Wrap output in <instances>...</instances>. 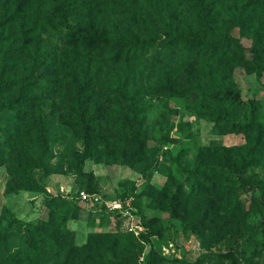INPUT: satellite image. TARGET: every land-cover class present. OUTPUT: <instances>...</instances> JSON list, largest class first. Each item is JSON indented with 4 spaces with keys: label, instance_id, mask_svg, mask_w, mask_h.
I'll use <instances>...</instances> for the list:
<instances>
[{
    "label": "rangeland",
    "instance_id": "rangeland-1",
    "mask_svg": "<svg viewBox=\"0 0 264 264\" xmlns=\"http://www.w3.org/2000/svg\"><path fill=\"white\" fill-rule=\"evenodd\" d=\"M121 1L109 2L113 21L118 16L112 11L119 4L124 5ZM185 2L183 7H178L175 0H138L121 17H133L141 32L124 27L121 34L113 31L109 35L106 46L94 43L88 57V50L79 52L83 58L81 63H89L81 69L89 73L88 78H94L95 73L101 71L103 79L113 85L125 82L127 87L144 89L168 85L173 90L141 97L137 109L144 121L147 158L138 162L129 131L118 130L119 125L112 119L96 125L93 157L80 160L77 153L83 151V142L79 128L62 125L64 118L60 117L70 116L75 107L72 102L75 82L68 62L71 54L69 52L65 62H61L64 40L60 35L54 34L48 39L41 36L38 38L41 43L37 42L36 46L33 37L4 42L0 46V78L6 74L4 70L10 72L17 83V94L18 87L23 85L22 97L26 102L22 106L25 109H21L28 112V120L37 116L43 118V136L47 140L45 167L21 172L17 167L23 166L25 157L35 160L41 156L39 141L32 140L37 135L34 130H28L26 133L31 140L22 143L23 138L17 137L13 148L9 149L10 130L0 123V236L4 235L9 222L17 221L7 233L11 238L9 247L22 248L25 225H38L52 219L71 233L77 246L84 245L91 233L132 238L137 255L129 264H146L151 250L166 260L159 264H191L204 253L208 258L203 264H221L219 256L231 248L237 254L241 250L247 255L252 253V242H244L243 238L210 240L208 233L202 237L195 234L190 221H184L182 212L176 218L169 217L166 211L156 208L158 202L151 194V188L162 189L169 178L183 180V168L194 162L201 147L215 143L234 147L246 142L242 134L217 132L212 122L195 114L193 99L174 97L175 90L190 89L194 83L209 77L210 72L214 76L228 72L244 102V107L236 114L237 120L251 116L249 105L253 103L257 105L258 122L264 124V75L257 77L243 68L230 70L224 61L218 64L216 58L209 60L208 56L214 52L213 44L217 40L231 39L232 44L236 41L242 45L243 56L250 59V46L257 40V32L264 34V0H259L255 14L248 11L243 14L235 5L236 0H209L201 4L211 7L207 19L214 28L208 33V39L201 37L207 25L203 16L189 10L200 3L198 0ZM153 36L158 41L157 46ZM166 41L170 42L162 47L161 42ZM95 98L89 106L90 112L96 104ZM98 98L104 112L111 111L113 115L120 109L127 112L128 103L120 104L112 95L102 94ZM255 175L260 176L261 170L249 168L244 173L247 185L241 186L238 181L233 184L238 200L245 205L253 194L249 187ZM22 176L27 179L21 183ZM10 183L15 185V192H7ZM31 183L37 184L38 189L22 188ZM63 187L73 193L91 189L99 201L84 204L68 199ZM113 201L121 203L122 213L106 207ZM61 205L64 207L60 208ZM253 224L251 217L249 228H244V238L251 236ZM145 226L152 234L148 242L143 243L140 235L147 233Z\"/></svg>",
    "mask_w": 264,
    "mask_h": 264
},
{
    "label": "trees",
    "instance_id": "trees-1",
    "mask_svg": "<svg viewBox=\"0 0 264 264\" xmlns=\"http://www.w3.org/2000/svg\"><path fill=\"white\" fill-rule=\"evenodd\" d=\"M110 1L0 0V46L4 42L11 43L28 37H33L36 46L41 43L38 39L41 36L48 39L47 37L54 34L60 35L64 40L60 59L61 62H65L70 52L71 58L68 62L75 82L72 91V102L75 107L70 116L60 117L64 118L61 121L62 125L79 128L83 142V151L77 153L80 160L93 157L96 125L102 122L109 123L108 120L112 119L119 125L118 130L125 128L127 132L129 131L128 137L136 146L138 162L147 158L144 151L146 140L144 121H141L137 109L141 97L147 94L152 97L173 90L168 85L148 89L127 87L125 82L113 85L110 80L103 79L101 71L95 73L94 78H88L89 73L81 70L89 63H81L83 58L79 55L80 51L88 50L86 55L88 57L89 48L91 49L94 43L106 46L109 35L113 31L121 34L124 27L141 32L132 21L133 17H121L127 14L125 10L133 8L138 0H122L124 5L119 4L115 11L111 8L115 16H118L114 21L109 9ZM175 1L178 7L186 4V0ZM198 2L200 5L189 10L203 16L207 25L203 27L201 37L208 39V33L214 28L212 21L207 19L211 7L201 5L204 2L209 3V0ZM258 2L259 0H236L235 5L240 7L243 14L246 11L255 14ZM123 23L125 26H122ZM153 39L157 46V39L154 36ZM169 42H161L160 45L163 47ZM213 47L214 52L208 55L211 58L209 60L216 58L218 64L224 61L230 70L243 68L257 77L264 75V34L257 32V40L250 46V59L243 56L242 45L236 41L232 44L231 39L217 40ZM4 72L6 74L0 78V123L6 124L10 130L8 136L11 140L7 147L12 149L17 137L23 138L22 143L31 140L26 132L34 130L37 137L32 140L39 141L41 156L35 160L25 157L23 166L17 169L23 172L44 168L43 157L46 156L47 144L43 136L44 120L41 116L28 120V112L22 110L25 109L22 107L26 102L22 97L25 89L20 85L17 94L15 92L17 83L12 79L10 72L6 70ZM209 74V77L194 83L190 89L175 90L172 96L192 98L198 117L212 122L217 132L242 134L246 142L242 146L234 147H225L218 143L201 147L194 157V162H189L183 168L185 176L183 180L169 178L162 189L151 188V194L158 202L156 208L166 211L171 218L180 216L182 212L184 221H190L193 232L201 237L208 233L210 240L243 238L244 242H252V253L247 255L241 250V253L237 254L236 250L228 249L219 256L221 264H264V124L258 122L255 115L257 105L253 103L249 105L251 116L237 120L236 114L244 107V102L228 72L216 76L211 72ZM102 94L114 96L120 104L128 103L127 112L123 109L115 115L111 111L104 112V106L98 98ZM94 97H97L96 104L90 112L89 106ZM4 115L5 119H2ZM132 164L128 163L129 166ZM249 168L260 169L261 175H255L251 180L249 189L253 190V194L249 203L245 205L238 200L237 189L233 184L238 181L241 186L247 185L244 173ZM25 178L22 176L21 183ZM22 188L38 189L35 183L23 185ZM15 191V185L10 183L7 192ZM88 191L93 193L91 189ZM63 207L64 205H61L60 208ZM251 217L254 218L252 233L249 238H244V228H249L248 220ZM12 223L17 221L9 222L4 229V235L0 236V264H129L134 257L136 259L135 242L128 236L91 233L84 245L77 246L71 233L52 219L38 225H25V233L21 237L23 240L20 242L22 248L17 245L9 247L11 238L7 233ZM145 228L147 233L140 235L143 243L148 242L152 234L148 232V227ZM207 258L204 253L191 264H203ZM160 261L166 260L152 250L147 255L146 264H159Z\"/></svg>",
    "mask_w": 264,
    "mask_h": 264
},
{
    "label": "built area",
    "instance_id": "built-area-1",
    "mask_svg": "<svg viewBox=\"0 0 264 264\" xmlns=\"http://www.w3.org/2000/svg\"><path fill=\"white\" fill-rule=\"evenodd\" d=\"M62 191L65 193V197L68 199H77L81 203H90L94 204L99 201V197L95 193H87L85 191H79L73 193L70 189L62 188ZM106 207L113 212L122 213V205L119 201H113L111 204H106Z\"/></svg>",
    "mask_w": 264,
    "mask_h": 264
}]
</instances>
